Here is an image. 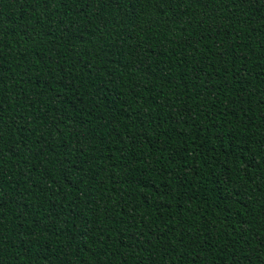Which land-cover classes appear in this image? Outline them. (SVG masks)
I'll return each instance as SVG.
<instances>
[{
	"label": "trees",
	"instance_id": "1",
	"mask_svg": "<svg viewBox=\"0 0 264 264\" xmlns=\"http://www.w3.org/2000/svg\"><path fill=\"white\" fill-rule=\"evenodd\" d=\"M0 264H264V0H0Z\"/></svg>",
	"mask_w": 264,
	"mask_h": 264
}]
</instances>
